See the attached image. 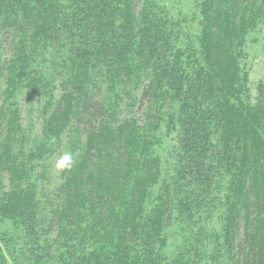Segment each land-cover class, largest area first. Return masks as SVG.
Returning a JSON list of instances; mask_svg holds the SVG:
<instances>
[{
	"label": "trees",
	"instance_id": "trees-1",
	"mask_svg": "<svg viewBox=\"0 0 264 264\" xmlns=\"http://www.w3.org/2000/svg\"><path fill=\"white\" fill-rule=\"evenodd\" d=\"M145 1L148 3L144 9L142 0H0V57L8 51L5 65L25 60L30 55L28 50L36 53L42 44L50 45V51L56 49L49 56L54 69H48L60 79L58 91L72 97L76 107L74 122L82 134L95 139L91 141L93 145L108 125L121 128L119 145L128 131L125 126L123 132L120 114L108 107L91 85L90 76H99L97 73L117 79L129 76L135 69L143 80L136 95V110H143L151 129L157 130L162 116L149 113L147 107L154 102L158 107L172 103L168 110L178 125L171 149L176 166L171 182H161L155 187L158 194L151 198L147 196L148 187L157 182H137L136 188L143 190L149 206H141L144 198L136 190L133 197H129L130 193L123 195L121 206H129L122 214V222L107 235L83 232L78 236L76 229L62 228L59 221L65 214L61 199L60 204L59 200L52 204L56 207L45 216L39 212L32 194L20 199L4 194L7 196L0 211L15 218L23 232V237L17 235L23 240L21 248L15 247L9 236L0 235L14 264H176L166 255L167 241L162 233V223L171 220V206L178 201L180 212L198 211L210 205L205 201L211 184L243 160L247 138L255 137V128H263L260 107L245 101L247 93L235 86L239 73L225 60L235 63L237 57L233 53H244L234 45H242L246 29L260 22L258 16L242 11V16L248 14L237 24L243 34L223 37L230 47L225 51L232 54L221 56L211 49L224 43L213 42L207 35L205 40L193 39L194 42L189 32L181 29L180 33L179 20L177 24L170 17L156 14L151 10V0ZM227 1L218 0L215 5L217 19L233 18ZM205 5L208 11L211 0ZM206 21L211 24L208 16ZM224 22L219 21V26ZM5 65L0 67L1 73ZM234 96L237 104L230 102ZM62 103L63 98L59 109ZM136 135L142 138L140 131ZM96 155L92 151L90 160ZM91 161L96 168L97 161ZM64 190L65 187L61 192ZM113 208L114 205L106 208V217ZM259 215L256 213L253 220L249 216L248 222H243L235 211L233 221L230 216H223L220 237L224 245L217 244L216 254L226 251L223 264H264V219ZM83 219L88 221L87 228L94 224L90 218ZM50 228L58 231L56 240H42L41 233ZM101 246L103 252H96V247ZM6 263L0 252V264Z\"/></svg>",
	"mask_w": 264,
	"mask_h": 264
},
{
	"label": "rangeland",
	"instance_id": "rangeland-1",
	"mask_svg": "<svg viewBox=\"0 0 264 264\" xmlns=\"http://www.w3.org/2000/svg\"><path fill=\"white\" fill-rule=\"evenodd\" d=\"M142 2L145 9L148 1ZM209 2L151 0L150 6L156 14L170 17L177 24L179 20L180 33L181 29L184 33L189 32L192 40H205L207 35L206 38L211 37L213 42L224 43L211 49L221 56L232 54L225 51L230 47L225 44L228 39L223 37L236 38L243 34L237 30V24L247 19L248 14L242 16V11H251L258 16L260 22L246 29L242 45H234L244 53L241 56L233 53L237 57L235 63L229 58L225 60L239 73L235 86L247 93L245 101L260 107L259 121L263 128H255V137L247 138V155L243 160L211 184L205 201L210 205L198 211L180 212L178 201L171 206V220L162 223V233L167 241L166 255L175 259L176 264H223L227 259L226 251L222 250V255L216 256L217 244L224 245V239L220 237L223 218L230 216L233 221L235 211L241 214L243 222H248L249 216L253 220L256 213L264 219V0L227 1L234 18L229 21L226 17L216 18L217 7L215 10L214 7L218 0H211L206 11L205 4ZM224 20L222 27L219 26V21ZM176 35L180 38L178 33ZM180 40L184 43L182 46L187 44L182 37ZM173 42L179 45L178 39ZM49 46L42 44L36 53L28 50L30 55L25 60L15 61L11 66L5 65L8 51L0 57V67L5 65L4 72L0 71V207L7 195L10 199H20L30 193L38 202L39 212L48 216L51 208L56 207L52 204L57 200L60 204L61 199L65 214L59 221L62 228L76 229L78 236L83 232L107 235L120 220L122 222V214L129 206H121L123 195L130 193L129 197H133L136 190L144 198L141 206H149L143 190H137V182H157L156 186L148 187L150 198L158 194L155 187L161 182H171L170 176L176 167L171 149L178 129L177 119L168 110L173 104L158 107L154 102L147 107L149 113L162 116L158 129L152 130L143 110H136V95L143 80L135 69L129 76L117 79H108L102 73L90 76L93 79L91 85L98 89L103 102L120 114L123 128H128L121 145L122 130L115 125H108L93 145L91 141L95 139L82 134L74 122L76 107L72 97L58 91L60 79L48 69H54L49 56L56 50L50 51ZM42 68H45L43 72ZM230 102L237 104L238 101L234 96ZM136 131H140L142 138L138 139ZM92 151L97 154L91 159L97 161L96 168L91 165ZM66 153L72 155L73 165L58 169L56 162ZM183 195L184 198L186 195ZM211 204L217 207H211ZM111 205L114 208L106 217L104 212ZM85 217L94 222L89 228ZM20 229L15 218L0 211V235L9 236L11 243L21 248L23 240L17 238V235L23 237ZM118 230L120 228L115 231ZM56 233V229H46L41 233V239L56 240ZM102 247H96V252L102 251ZM7 251L0 236L1 255L6 264H14Z\"/></svg>",
	"mask_w": 264,
	"mask_h": 264
},
{
	"label": "clouds",
	"instance_id": "clouds-1",
	"mask_svg": "<svg viewBox=\"0 0 264 264\" xmlns=\"http://www.w3.org/2000/svg\"><path fill=\"white\" fill-rule=\"evenodd\" d=\"M73 165V157L70 153L62 155L56 162V167L58 169H67Z\"/></svg>",
	"mask_w": 264,
	"mask_h": 264
}]
</instances>
